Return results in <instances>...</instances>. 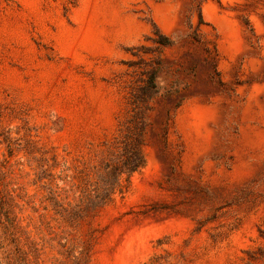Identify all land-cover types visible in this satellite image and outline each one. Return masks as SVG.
<instances>
[{"label": "rangeland", "instance_id": "1", "mask_svg": "<svg viewBox=\"0 0 264 264\" xmlns=\"http://www.w3.org/2000/svg\"><path fill=\"white\" fill-rule=\"evenodd\" d=\"M151 69L146 164L92 211ZM0 264H264V0H0Z\"/></svg>", "mask_w": 264, "mask_h": 264}, {"label": "trees", "instance_id": "2", "mask_svg": "<svg viewBox=\"0 0 264 264\" xmlns=\"http://www.w3.org/2000/svg\"><path fill=\"white\" fill-rule=\"evenodd\" d=\"M76 1V0H72ZM154 40L162 47L171 45V41L163 36L155 27ZM145 79L137 93L131 95V114L119 129V137L108 145L110 158L101 167V184L95 192L96 196L90 210L94 211L113 199L117 192H122L124 182L130 183L134 173L141 170L145 164L144 147L146 145L145 114L150 110V102L157 96L156 70H147ZM116 153V156L114 155ZM88 211V209H86Z\"/></svg>", "mask_w": 264, "mask_h": 264}]
</instances>
